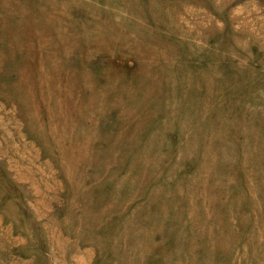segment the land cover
Here are the masks:
<instances>
[{"label": "rangeland", "instance_id": "obj_1", "mask_svg": "<svg viewBox=\"0 0 264 264\" xmlns=\"http://www.w3.org/2000/svg\"><path fill=\"white\" fill-rule=\"evenodd\" d=\"M0 264H264V0H0Z\"/></svg>", "mask_w": 264, "mask_h": 264}]
</instances>
